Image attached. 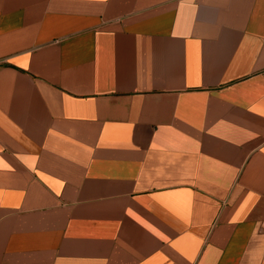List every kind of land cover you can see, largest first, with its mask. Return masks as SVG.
I'll return each mask as SVG.
<instances>
[{"label":"crops","instance_id":"0c3cea01","mask_svg":"<svg viewBox=\"0 0 264 264\" xmlns=\"http://www.w3.org/2000/svg\"><path fill=\"white\" fill-rule=\"evenodd\" d=\"M0 264H264V0H0Z\"/></svg>","mask_w":264,"mask_h":264}]
</instances>
